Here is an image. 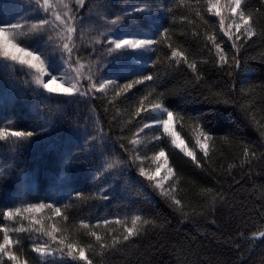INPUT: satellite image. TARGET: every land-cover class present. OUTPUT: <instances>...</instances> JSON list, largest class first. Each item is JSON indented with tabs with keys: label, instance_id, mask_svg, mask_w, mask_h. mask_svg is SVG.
Listing matches in <instances>:
<instances>
[{
	"label": "trees",
	"instance_id": "16d2710c",
	"mask_svg": "<svg viewBox=\"0 0 264 264\" xmlns=\"http://www.w3.org/2000/svg\"><path fill=\"white\" fill-rule=\"evenodd\" d=\"M0 5L1 20H30L36 15L32 10L34 5L28 0H0ZM134 6L153 9L147 15L171 29L173 44L181 46L189 59L196 61L203 79L197 80L185 64L173 68L161 62L153 69L150 63L133 66L127 59L113 67L112 73L158 70L156 93L163 92L164 103L170 110L185 116L175 127L190 148L195 143L194 121H189L188 117H198L214 136H228L232 141L210 145L211 159H202L203 167H197L175 149L167 137L153 141L148 148L145 143L141 145V155L148 157L164 148L179 176L177 194L191 206L186 208L188 215L174 210L138 176L134 165L126 172L101 175L103 166L113 159L131 160L121 145L131 150L134 146L129 140L133 132L153 118L152 113L138 118L131 115L138 100L148 93V84L138 85L113 103L108 102L111 97L104 98L98 93L99 99H79L76 103L72 102L75 98L58 97L62 102L57 104L45 99L47 94L37 88L28 69L21 70L20 65L11 61L0 63V130L27 131L39 125H46L48 130L16 151H11L10 143L0 141V213L25 203L59 201L67 206L68 219L45 220V225L51 227L55 222L68 240L81 247L88 248L91 244L88 249L93 254L92 264H264V239H251L254 233L264 231V137L256 126L264 125V36L240 42L238 69L228 65L220 67L215 63L214 50H210L206 33L218 37V42L228 52L229 61L234 49L231 41L219 32L216 17L206 14L211 27L204 25L196 17L195 8L179 6L177 0H89L81 11L85 19L84 41H77L78 55L88 58L93 51L88 42L98 31L111 27L105 24L103 17L122 16ZM195 7L202 10L203 3ZM246 7L254 13L257 29L264 28V0H246ZM165 8L172 11H159ZM134 15L138 18L124 21L127 32L149 31L144 19ZM185 15L195 23L182 21ZM25 42L42 43L36 38H25ZM95 56L99 59V52ZM82 62L87 63V59ZM110 67L112 65L104 68L101 75ZM156 93L150 99H154ZM212 93H221L230 103L206 100L205 96ZM65 100L67 103H63ZM249 116L254 117V121ZM98 124L103 128V137L97 133ZM90 133L97 135L95 141L90 139ZM145 133H156V130ZM145 133L141 135L144 140ZM245 144L255 153L254 157L249 155L250 162H245L243 155ZM195 150L201 159L202 154ZM144 166L155 167L150 159L144 160ZM105 188L109 189V200L98 197V194H108L103 191ZM203 188L216 189L222 193V200L211 206L200 195ZM78 194H83L84 198H77ZM136 214L154 220L156 225L146 226L140 236L114 250L100 249L87 230L79 227L80 221L130 219ZM5 223L8 222L0 217V225ZM23 224L28 226V221ZM115 227L119 230V226ZM97 231L104 235L107 230ZM19 235L21 245L18 247L22 251L18 255L27 264H83L59 251L53 253L54 260L41 259L31 249L36 243L43 245L47 237L34 231ZM49 245L55 247L50 241Z\"/></svg>",
	"mask_w": 264,
	"mask_h": 264
},
{
	"label": "snow or ice",
	"instance_id": "6c2138e0",
	"mask_svg": "<svg viewBox=\"0 0 264 264\" xmlns=\"http://www.w3.org/2000/svg\"><path fill=\"white\" fill-rule=\"evenodd\" d=\"M88 2L89 0H28L29 4L34 5L32 10L36 12V15L30 20H0V59L20 65L21 70L28 69V74L32 75L37 88L47 94L45 99L57 104L62 102L57 99L58 97L75 98L72 102L76 103L79 99L95 100L101 96L111 97L108 102L113 103L138 85L148 84V93L138 100L131 115L133 118H138L141 114L152 113L154 114L153 118L133 132L132 138L129 140V143L134 146L131 150L123 144L121 145V148L129 153L131 160L113 159L112 162L103 166L101 175L126 172L128 167L134 165L138 170V176L146 180L174 210L188 215L186 208L191 206L177 194L176 186L179 183V176L170 165L166 151L161 147L150 157L142 156L141 145L144 143V139L141 138V133H145V129L160 130V135H155L153 139L161 140L163 137H167L168 142L186 157H189L197 167H203L202 159H211L210 145L214 146L217 142L231 143L232 141L228 136H214L203 126L198 117H188L189 121H194L192 132L195 143L194 147L190 148L185 138L175 127L176 123L185 120V116L170 110V107L164 103L163 92L156 93V83L160 78L159 71L148 72L142 69L117 75L113 74L111 69L120 64L122 59L139 62L145 54L155 53L160 46L169 49L166 56L169 67L178 68L181 64H185L196 79L200 80L203 77L197 69V63L189 59L186 50H183L181 46H174L171 29L152 21L147 14L151 13L153 9L145 6H134L131 12L125 11L122 16L115 18L103 17L105 24L111 27H105L98 31L97 35L88 42V46L93 50L88 58L79 56L80 46L77 41H84L83 24L85 23L81 11L85 9ZM177 3L190 10L195 8L196 17L202 24L209 27H211V22L205 18V15L217 18L219 32L228 41H231L232 49H234L231 61H229L228 52L222 47L221 42H218V37L206 33L207 41L211 43L210 50H214L215 63L220 67L228 65L230 68L238 69L240 67V42L246 43L253 37L264 36V28L257 29L254 13L246 7V0H177ZM201 3H203L202 10L195 7ZM159 11L171 12L172 9L165 8ZM134 14H138L140 18L144 19L145 28H150L149 31L127 32L123 27L124 21L126 18L137 19L138 16ZM181 19L189 24L195 23L187 15ZM53 33H55V37ZM25 38H36L42 43L30 45L25 42ZM97 45L103 47L97 49ZM97 52H99V59L95 56ZM84 59H87V63L82 62ZM161 62L159 56L153 55H149L146 61L151 64L153 69H156ZM108 65H112V67L108 68L107 73L101 75ZM98 93L101 96H97ZM153 93H156L155 98L150 99ZM205 99L214 103H230V100L221 93H212L210 96H205ZM63 103H67V100ZM242 111L244 110L242 109ZM249 118L254 121V117L249 116ZM256 126L261 137H264V125L257 124ZM47 130L46 125H39L37 129L27 131L6 128L0 130V141L10 143L11 151H16L32 141L35 136ZM97 133L101 137L104 135L103 128L99 124ZM89 136L92 141L97 139L96 134L90 133ZM145 136H147L146 133ZM85 139L88 140L87 137ZM195 149H198L202 154L201 159H198ZM250 154L252 157L255 156L252 149L245 144L243 146L245 162H250ZM146 159H150L155 167L146 168L144 166ZM162 173L163 175H161ZM103 191L108 194H98V197L102 200L111 199L109 189L105 188ZM200 195L211 206L223 198L222 193L214 188H203L200 190ZM77 198L83 199L84 196L78 194ZM89 198L95 199L96 197ZM66 207L59 201L53 200L25 203L19 207L4 209L0 213V217L8 223L0 225V233H2L0 264H27V261L18 255V252L22 251V248L18 247L21 245L19 234L33 231L47 237L43 245L36 243L31 249L41 259L50 257L54 260L53 253L59 251L61 255L70 257L74 261L92 264V260L86 255L85 247L68 240L55 222L51 227L44 223L45 220L54 221V218L67 220ZM192 211L195 214V209ZM25 220L28 221V226L23 224ZM148 225L155 226L156 222L140 214H136L130 219L114 217L95 222H79V227L87 230L102 250H114L126 246L134 238L140 236ZM115 226H119V230ZM101 228L107 230L106 234H98L97 230ZM58 233H60L59 236ZM251 239H264V231L254 233ZM49 241L55 245L54 248L49 245ZM91 247L92 245L89 244L88 248Z\"/></svg>",
	"mask_w": 264,
	"mask_h": 264
},
{
	"label": "rangeland",
	"instance_id": "374dc122",
	"mask_svg": "<svg viewBox=\"0 0 264 264\" xmlns=\"http://www.w3.org/2000/svg\"><path fill=\"white\" fill-rule=\"evenodd\" d=\"M2 10V5H0V11ZM1 20V19H0ZM3 21H7L5 19H3ZM175 46V45H174ZM169 53V49H167L166 47L164 46H160L157 48V51L155 53H150V54H145L143 56V58H141L139 60V62H136V61H130L131 65L135 66H143V65H146V61L148 60V56L149 55H153V56H159L161 58V61L162 62H166V56L167 54ZM128 60V59H127ZM4 60L3 59H0V63L3 62ZM150 130H156V133H150L148 134L146 137H145V140H144V143H145V147L148 148L150 146L151 143H153V141H156L153 139V137L155 135H159L160 134V130H157L155 128H152V129H145V132L146 131H150ZM143 133H141L142 135ZM163 175V173L161 174ZM86 249V255L89 257V259L92 258V253L91 251L88 249V248H85Z\"/></svg>",
	"mask_w": 264,
	"mask_h": 264
}]
</instances>
